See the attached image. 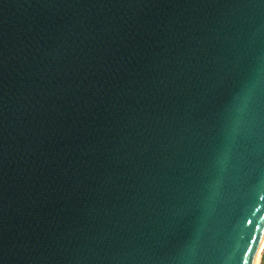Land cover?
<instances>
[{
	"label": "water",
	"instance_id": "1",
	"mask_svg": "<svg viewBox=\"0 0 264 264\" xmlns=\"http://www.w3.org/2000/svg\"><path fill=\"white\" fill-rule=\"evenodd\" d=\"M264 0H0V264H256Z\"/></svg>",
	"mask_w": 264,
	"mask_h": 264
},
{
	"label": "built area",
	"instance_id": "2",
	"mask_svg": "<svg viewBox=\"0 0 264 264\" xmlns=\"http://www.w3.org/2000/svg\"><path fill=\"white\" fill-rule=\"evenodd\" d=\"M256 264H264V244L261 247L260 255Z\"/></svg>",
	"mask_w": 264,
	"mask_h": 264
},
{
	"label": "bare ground",
	"instance_id": "3",
	"mask_svg": "<svg viewBox=\"0 0 264 264\" xmlns=\"http://www.w3.org/2000/svg\"><path fill=\"white\" fill-rule=\"evenodd\" d=\"M263 244H264V241L262 242L261 245H263ZM259 255H260V253L257 255L256 262L255 263H257V261H258Z\"/></svg>",
	"mask_w": 264,
	"mask_h": 264
}]
</instances>
